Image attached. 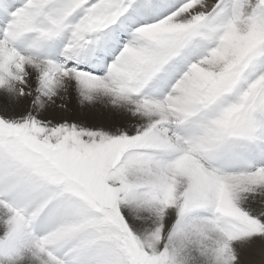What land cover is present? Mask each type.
Returning <instances> with one entry per match:
<instances>
[{"label": "snow or ice", "instance_id": "obj_1", "mask_svg": "<svg viewBox=\"0 0 264 264\" xmlns=\"http://www.w3.org/2000/svg\"><path fill=\"white\" fill-rule=\"evenodd\" d=\"M0 264H264V0H0Z\"/></svg>", "mask_w": 264, "mask_h": 264}]
</instances>
